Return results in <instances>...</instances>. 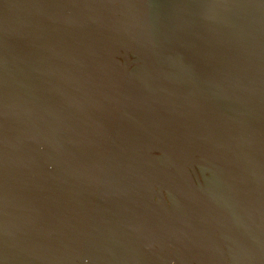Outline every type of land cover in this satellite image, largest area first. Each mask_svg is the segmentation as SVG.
Listing matches in <instances>:
<instances>
[{"label": "water", "instance_id": "obj_1", "mask_svg": "<svg viewBox=\"0 0 264 264\" xmlns=\"http://www.w3.org/2000/svg\"><path fill=\"white\" fill-rule=\"evenodd\" d=\"M0 264H264V0H0Z\"/></svg>", "mask_w": 264, "mask_h": 264}, {"label": "flooded vegetation", "instance_id": "obj_2", "mask_svg": "<svg viewBox=\"0 0 264 264\" xmlns=\"http://www.w3.org/2000/svg\"><path fill=\"white\" fill-rule=\"evenodd\" d=\"M189 172L191 174V180L192 184L196 188L199 184L203 185V178L201 175L200 170L197 168V166L194 165V170L192 168H189Z\"/></svg>", "mask_w": 264, "mask_h": 264}]
</instances>
